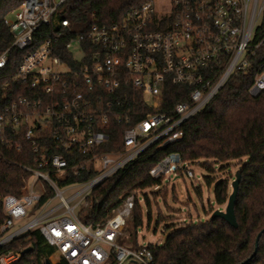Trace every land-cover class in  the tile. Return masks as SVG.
<instances>
[{
    "label": "built area",
    "instance_id": "built-area-1",
    "mask_svg": "<svg viewBox=\"0 0 264 264\" xmlns=\"http://www.w3.org/2000/svg\"><path fill=\"white\" fill-rule=\"evenodd\" d=\"M65 2L22 0L1 20L10 40L0 48V71L19 59L0 85V145L27 146L31 159L21 165V192L2 198L0 264H37L27 255L32 242L9 246L34 230L52 248L43 264H151L147 245L117 240L134 193L104 222L86 223L81 211L93 206L97 185L148 147L179 141L184 123L232 75L250 70L264 47V34L254 41L264 0H146L111 24L93 14L80 32L64 16ZM43 26L51 30L39 32ZM171 84L184 99L159 111ZM128 86L151 110L124 129L123 149L102 150L111 120L130 121L120 108ZM247 95H264V68ZM187 164L173 151L149 174L163 179L183 170L192 179Z\"/></svg>",
    "mask_w": 264,
    "mask_h": 264
},
{
    "label": "trees",
    "instance_id": "trees-1",
    "mask_svg": "<svg viewBox=\"0 0 264 264\" xmlns=\"http://www.w3.org/2000/svg\"><path fill=\"white\" fill-rule=\"evenodd\" d=\"M21 1L0 0V48L10 40V33L1 20L19 6ZM144 1L146 0H66L64 16L69 18L74 31L80 32L87 29L93 14L100 23L111 24L120 21L128 11ZM50 30L51 27L43 26L39 32ZM263 34L264 14L255 30L254 41ZM11 54L16 56L18 53L12 50ZM18 59L19 57L12 60L0 71V85ZM251 61L253 65L248 72L232 75L214 97L184 123L183 136L179 141L162 147H148L114 175L97 185L92 192L93 206L81 211L84 221L93 225L104 222L112 209L119 206L129 194L134 193L128 225L135 235L136 228L142 225L137 190L153 187L162 181L152 177L149 170L170 152H178L182 161L188 164L202 159L201 165L209 171H214L215 163L219 164L220 170L229 161L238 160L241 179L234 203L236 227L222 217L211 214L204 220L173 227L161 244L146 245L153 252L151 264H264V95H247L255 74L260 68H264V47L258 49ZM123 90L127 95L122 98L123 106L120 108L128 111L130 121L111 120L110 138L101 147L102 150L123 149L124 129L145 117L151 110L143 101L139 90L129 86ZM178 90L177 85L169 86L159 111H168L173 103L184 99L178 96ZM30 159L31 153L27 146L18 151L0 145V222L5 216L2 198L9 193L21 192L22 178L26 174L21 165ZM206 181L210 184L212 178L207 177ZM230 186L231 182L226 178H218L213 190L216 203L227 202L232 189ZM159 219L157 223L161 221ZM117 240L123 243L119 235ZM132 240L133 244L129 246H141L134 236ZM30 242L33 248L27 255L37 264H43L42 260L52 248L37 230L17 238L9 246H28ZM57 264L68 263L60 261Z\"/></svg>",
    "mask_w": 264,
    "mask_h": 264
},
{
    "label": "rangeland",
    "instance_id": "rangeland-1",
    "mask_svg": "<svg viewBox=\"0 0 264 264\" xmlns=\"http://www.w3.org/2000/svg\"><path fill=\"white\" fill-rule=\"evenodd\" d=\"M201 162L202 159L187 164V167L194 172L192 179L182 170L175 174H167L158 185L137 190L136 197L141 207L142 225L136 228L133 235V229L128 225L129 217L119 233L123 243L133 244L134 236L139 245L161 244L173 227L190 221L204 220L214 210L224 209L226 202L218 204L214 201V184L218 178H226L230 183L240 163L238 160H231L220 170L219 164L215 163L214 171H209L201 165ZM207 177L212 178L210 184L206 181ZM80 217L84 221L81 214ZM158 219L161 220L159 223H157ZM122 264L132 263L125 261Z\"/></svg>",
    "mask_w": 264,
    "mask_h": 264
},
{
    "label": "water",
    "instance_id": "water-1",
    "mask_svg": "<svg viewBox=\"0 0 264 264\" xmlns=\"http://www.w3.org/2000/svg\"><path fill=\"white\" fill-rule=\"evenodd\" d=\"M241 179V175L239 170L235 172V177L231 181V192L227 198L226 205L224 209H216L213 211L212 216H220L222 217L225 221H227L229 224L232 226H237V221H236V216H235V211H234V203L236 199V195L238 192V187H239V182ZM260 232L256 236L255 240V248H254V253L257 249V242L259 238ZM29 250V248H26L25 251ZM44 264H50V262L46 259L44 261Z\"/></svg>",
    "mask_w": 264,
    "mask_h": 264
}]
</instances>
